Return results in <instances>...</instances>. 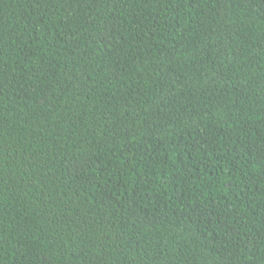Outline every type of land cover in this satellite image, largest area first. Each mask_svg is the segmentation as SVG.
<instances>
[{"label":"trees","instance_id":"1","mask_svg":"<svg viewBox=\"0 0 264 264\" xmlns=\"http://www.w3.org/2000/svg\"><path fill=\"white\" fill-rule=\"evenodd\" d=\"M0 264H264V0H0Z\"/></svg>","mask_w":264,"mask_h":264}]
</instances>
